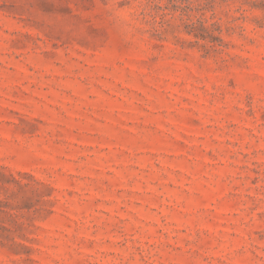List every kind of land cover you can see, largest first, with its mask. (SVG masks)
Returning <instances> with one entry per match:
<instances>
[{
	"label": "rangeland",
	"instance_id": "374dc122",
	"mask_svg": "<svg viewBox=\"0 0 264 264\" xmlns=\"http://www.w3.org/2000/svg\"><path fill=\"white\" fill-rule=\"evenodd\" d=\"M0 264H264V0H0Z\"/></svg>",
	"mask_w": 264,
	"mask_h": 264
}]
</instances>
